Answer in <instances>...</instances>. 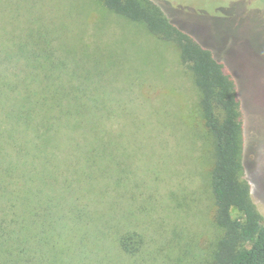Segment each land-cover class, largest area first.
<instances>
[{
  "label": "rangeland",
  "instance_id": "1",
  "mask_svg": "<svg viewBox=\"0 0 264 264\" xmlns=\"http://www.w3.org/2000/svg\"><path fill=\"white\" fill-rule=\"evenodd\" d=\"M151 1L232 76L243 121L244 176L264 221V0ZM141 27L101 0H0V63L6 65L0 82L50 81L56 92L46 95L56 98L57 111L68 108L75 124L92 128V116L101 117L102 142L47 146L54 155L34 160L44 172L29 171L18 181L39 190L34 209L45 214L36 235L60 251L55 264H210L223 235L213 221L209 152L196 138L192 75L174 46ZM26 63L37 66L36 75L28 76ZM28 86L37 90L34 96L45 92ZM12 102L0 94V113ZM37 103L35 112L45 106ZM17 124L15 118L0 121ZM201 149L207 165L196 158ZM10 205L0 219L13 214ZM129 235L137 243L126 250L121 242Z\"/></svg>",
  "mask_w": 264,
  "mask_h": 264
},
{
  "label": "trees",
  "instance_id": "2",
  "mask_svg": "<svg viewBox=\"0 0 264 264\" xmlns=\"http://www.w3.org/2000/svg\"><path fill=\"white\" fill-rule=\"evenodd\" d=\"M101 2L109 12L128 23L144 27L161 43L174 46L180 63L192 75L199 99L195 121L201 132L196 138H203V146L209 152L207 183L214 207L213 221L223 231L210 264H264V221L251 199L250 185L244 176L243 121L232 76L223 63L177 28L151 0ZM3 62L0 67L5 68V60ZM36 71L35 64L26 63L28 76L36 75ZM35 79L26 78L27 84L22 81L0 82V94L13 101L5 113H0V121L15 118L18 122L12 126L0 125V211L7 203L13 210L11 216L6 214L0 219V264H55V259L60 260V251L54 244L38 242L36 222H39L41 213L45 214L42 207L34 209L40 204L36 195L39 190L36 193L32 188L25 190L18 181L29 171L44 172V165L34 166V160L38 154L44 159L54 155L46 151L47 146H67L73 142L90 144L103 140L102 127L97 124L101 120L99 115L92 116V128L75 124L74 114L68 108L57 111L56 98L46 95L48 89L56 92L53 83H36ZM29 83L39 85V90L45 92L34 96L37 90L31 93ZM64 99L69 102L70 95L65 94ZM37 102H41L40 105L45 103L39 112L33 108L35 104L39 105ZM38 119L43 124H36ZM79 128L83 132L80 133ZM191 141V150L197 149L194 136ZM196 158L207 165L202 149ZM232 211L240 216L233 218ZM16 222L20 223L18 229H11V224ZM134 237L129 235L121 242L126 250L131 249L130 244L137 243ZM50 251L51 258H43Z\"/></svg>",
  "mask_w": 264,
  "mask_h": 264
}]
</instances>
